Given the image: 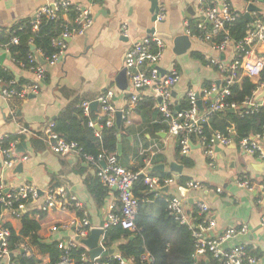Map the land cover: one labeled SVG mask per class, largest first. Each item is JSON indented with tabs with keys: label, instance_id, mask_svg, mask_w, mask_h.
Instances as JSON below:
<instances>
[{
	"label": "crops",
	"instance_id": "obj_1",
	"mask_svg": "<svg viewBox=\"0 0 264 264\" xmlns=\"http://www.w3.org/2000/svg\"><path fill=\"white\" fill-rule=\"evenodd\" d=\"M53 1L56 0H0V28H9L15 22L34 17L42 6ZM70 1L74 5L91 8L94 24L86 34L75 36L70 40L66 55L47 68L46 80L38 94L34 97L14 100H6L0 95V138L18 134L20 126L37 134L24 133L21 134L24 140L13 142L16 144L14 154L18 157L27 156L28 159L22 162V172L14 171L17 165L2 176L0 170V179L10 189H17L25 183L33 184L43 191L48 190L49 187L64 188L70 194L77 195L84 204L92 226L102 228L107 221L108 213L112 210V205L116 206L114 210L118 208L117 192L108 189L104 204L98 205L88 188L90 180L97 177L95 169L78 153H71L66 157L55 154L50 143L45 140L47 126L55 123L60 117L75 115L78 109L80 110L81 103L95 102L101 94L110 90L114 92L112 102L117 111L126 112L127 99L132 93V88L129 85L128 90L119 89L116 78L124 68L125 54L132 43L148 36H155L166 44L162 55L163 68H168L172 61L178 63L181 74L175 90L178 101L185 99L188 89L199 90L204 86L205 81L215 80L219 75L215 69H208L206 62L203 63L192 57L194 51L203 53L205 58L216 55L208 44L198 42L189 36L192 47L187 54H184V60L173 51L176 37L188 34V29L193 32L190 28L191 20L197 24L204 20L198 13V0ZM153 1H156L165 13L162 20H152ZM231 2L236 11L246 12L245 1L231 0ZM259 6L264 9L262 5ZM256 13H252V16L256 17ZM125 22L129 23L128 36H123L121 33V26ZM204 22L209 29V21L205 19ZM151 29L154 31L149 34ZM258 48L264 52V44ZM2 65L18 80L34 81L33 72L20 66L9 54H6ZM142 93L149 96L150 90H142ZM138 107L128 115V120L122 116V125L125 126L128 142L122 143L125 147V155L119 160L120 163L128 169H145L153 176L159 174H152V171L171 174L168 178H174L175 181L165 188V192L161 195H168L169 198L182 197L185 200L186 213L191 216H193L192 205L197 206L200 201L206 202L210 207L209 215L214 221L210 232L212 237L222 235L228 228L247 225L248 233L232 238L224 245L226 248L234 244L249 246L258 257L257 264H264V226L262 225L264 193L260 187V182L264 180V158L249 156L237 145L232 144L225 148L221 147V151L217 152L215 164L210 165L201 147L196 146L188 156L194 163L192 166H186L178 159L176 153L178 140L166 134L165 129L156 133L149 127L150 122L165 126L161 122L162 118L159 119L157 116L152 118L146 109L138 110ZM12 110L15 111L16 119L12 117ZM93 111L97 112V116L100 115L99 105L92 108ZM23 144L26 147L18 151V145ZM150 158V164H147ZM0 161H3L1 149ZM173 162L182 166V174L171 171L170 165ZM161 165L165 166L162 170L154 169ZM182 175L189 176L191 178L189 181L203 184L202 188L189 191V197L194 203H190L189 198H185L180 192V187L187 188L186 184L179 183ZM244 177L254 184L252 190L239 186L238 181ZM217 189L221 192H216ZM44 213L43 218H40L39 212L34 218L40 222V238L47 242L55 241L60 235L51 231L52 226L79 216V211L74 208H70L68 212ZM0 217L3 224H8L17 233L20 232L21 219L14 218L8 212H4ZM104 235L100 240L102 245H104ZM107 250L101 257L108 253ZM33 253L43 262L49 261L48 256L40 255L37 250L27 247V255Z\"/></svg>",
	"mask_w": 264,
	"mask_h": 264
},
{
	"label": "built area",
	"instance_id": "obj_2",
	"mask_svg": "<svg viewBox=\"0 0 264 264\" xmlns=\"http://www.w3.org/2000/svg\"><path fill=\"white\" fill-rule=\"evenodd\" d=\"M242 1L246 2V7L249 4H260L264 8V2L260 3L257 0L254 2ZM71 13H73L72 16ZM198 13L204 18L197 24L199 33H192L189 29L187 32L192 39L208 44L210 49L215 52L216 55L205 58V65L208 69H215L219 75L218 78L212 80L208 87L203 86L199 90L188 89L185 99L180 102L175 95L176 87L181 79L178 63L172 61L166 69L161 65L166 44L155 36H148L133 42L124 58V68L132 93L127 99L128 110L123 113V118L128 120V115L137 109L140 102L144 100L146 93H142V90H150L149 96L155 101V106L161 113V122L165 125L164 131L178 140L183 156L188 157L194 147L200 146L209 159L210 165H214L217 156L216 142L218 141L220 147L225 148L235 144L249 156L264 158V128L261 132L251 137L241 138L238 141H236L237 132L233 126L228 129L227 134L215 133L211 142L204 134L205 126L210 125L211 116L218 111L234 109L236 112L241 108V110H245L243 111L245 114H253L264 108V95L262 96L264 81H261L264 72V52L258 48L264 44V9L260 12L263 14L262 17H253L244 40L239 43H233L228 31L225 30L226 24L234 22L240 15V12L232 6L231 0H198ZM42 17L63 21L62 32L52 40L56 51L45 60L43 54L32 45L34 53L29 54L28 65L23 62L18 63L23 68L33 72L34 81L20 83L17 78L9 80L0 78V95L6 100L25 99L31 94H38L45 82L47 68L66 55L70 40L75 36L86 34L94 24L91 8L74 5L70 0H56L42 6L34 16V31L39 29ZM164 17L165 13L163 9H160L158 20H162ZM205 19L210 23L209 29L204 22ZM186 27L188 28L187 22ZM222 31L225 36L217 41L215 37ZM128 32L129 23L125 22L121 26V33L123 36H128ZM19 42L20 39L17 36H13L10 40V44H19ZM31 44H33L32 41ZM2 52L10 54L9 44L1 46L0 53ZM223 52L228 53L226 60H222L220 57ZM40 59H43L45 64H42ZM243 76H248L259 83L256 90L243 105L229 102L227 98L231 95V87L239 82ZM113 97L114 92L111 90L99 96L96 101L100 108V115L96 119L91 118V101H84L79 106L83 115L90 118L88 125L96 129L97 137H100L104 127L100 122L101 119H106L107 127L116 126L117 109L113 105ZM199 102L202 103V110L199 107ZM11 114L16 119L14 110ZM53 127L54 123L47 126L45 140L50 143L54 153L62 157L71 153H78L93 166L96 176L103 186L117 192L118 208L114 210L116 206L112 205V210L108 213L107 221L103 226L105 230L109 226L117 225L125 230H135L139 199L135 196L134 187L140 178H143L144 185L148 187L149 191L155 193L165 192V188L175 181L174 178L153 176L145 169H128L120 163L118 156L114 153L107 154L103 151L97 157L83 155L76 143L66 142L53 131ZM24 133L37 135L20 126L18 134ZM4 138L1 137L0 140ZM15 145L13 143L6 149L0 145L3 154L1 176L7 170L28 159L27 156L18 157L14 154ZM150 160L151 158L147 164H150ZM238 184L249 190H252L254 185L246 177L241 178ZM186 187L191 191L202 188L203 184L188 181ZM260 187L264 193V184H261ZM216 192L220 193L221 190L217 189ZM31 201L36 205L35 208L42 212H68L70 208L79 211L78 217L51 228L53 233L60 234L55 241L58 242L59 248L64 251L58 264H74L69 258L68 252L78 247L86 248V252L82 255L84 262L106 264L100 258L91 259L88 248L82 242L89 237L94 227L89 220V214L85 210L84 204L77 195L70 194L64 188L49 187L48 190L43 191L29 183H25L17 189H10L0 179V206L2 208L0 216L4 212H8L14 218L21 219L24 210L33 208L30 204ZM184 201L182 197L178 196H172L168 199L171 214L179 218L182 223L187 224L193 232L195 238L193 256L196 260L199 261L205 254L211 253L220 264H257L258 257L250 253L246 245L234 244L229 248L224 247L228 240L248 233L247 225L228 228L222 235L212 237L210 232L214 221L209 215V205L204 201L198 202V216L201 217V221L197 223L196 217L186 213ZM262 225L264 226V218ZM10 236L11 230L4 226L0 217V264H5V262L6 264H16L11 261L10 257ZM113 256L120 264L133 263L132 258L125 259L120 253L115 252ZM150 261L149 255H143L141 258L143 264Z\"/></svg>",
	"mask_w": 264,
	"mask_h": 264
},
{
	"label": "trees",
	"instance_id": "obj_3",
	"mask_svg": "<svg viewBox=\"0 0 264 264\" xmlns=\"http://www.w3.org/2000/svg\"><path fill=\"white\" fill-rule=\"evenodd\" d=\"M247 2H254L256 0H246ZM259 1V0H257ZM73 13H71V16ZM260 12L256 13V18L262 17ZM34 17L25 18L15 22L9 28H1L0 32V48L4 44H9L10 57L17 63L23 62L28 65L29 54L34 53L32 45L35 46L43 54V58L52 56L56 48L53 45V38L58 36L64 27L62 20H51L42 17L41 24L37 31L33 30ZM250 22L244 17V13H240L239 17L234 21L227 23L225 30L233 43H239L244 40ZM190 28L192 33L198 34L199 30L197 23L191 20ZM13 36L20 39L19 44H10ZM225 33L222 31L215 38L220 41L224 38ZM31 41L33 44H31ZM192 57L205 63V55L201 52H192ZM18 63V64H19ZM20 65V64H19ZM47 77V76H46ZM0 78L13 79L15 76L3 65L0 64ZM46 80V79H45ZM261 81H264V72L261 76ZM20 83H27V80H19ZM211 81H205L204 86H210ZM258 82L252 80L248 76H243L241 80L231 87V95L227 98L229 102H235L238 105H243L249 99L258 86ZM186 105L184 104V107ZM146 109L152 118L157 116L162 118L161 113L155 106V101L145 96L144 100L140 102L138 110ZM241 110L218 111L211 116L210 125L204 128V134L208 141L214 137V134L219 132L227 134L230 127H234L237 132L236 141L244 137H251L264 128V108L253 114H245ZM97 112L93 111L91 118L96 119ZM157 118V119H158ZM90 118L83 115L82 111L78 109L75 115H68L60 117L55 120L53 131L57 133L68 143H76L83 155H92L97 157L100 153L105 151L107 154H116L121 159L125 155V147L122 145L119 150L118 135L121 133V143L128 142L124 124L120 129L117 126L107 127L106 119L100 120L103 124L100 137L96 135V129L88 125ZM160 122V121H159ZM149 127L159 133L165 126L150 122ZM158 137L159 135L156 134ZM24 140L21 134H12L0 140L1 147L6 149L11 143ZM213 142V141H212ZM176 153L179 160L188 166H192L194 161L189 157L183 156L180 152V146H176ZM152 174H159L161 178H168L171 174L163 172H154ZM191 180L189 176H180L179 183L185 185L187 181ZM252 182V181H251ZM264 184V180L260 182ZM88 188L93 195L96 203L102 205L108 195V189L103 186L98 177L93 178L88 183ZM135 196L139 199L138 212L136 217V228L133 231L125 230L121 226H109L105 230L104 247L107 249H114L120 253L125 259H133L132 264H143L141 258L143 255H149L150 262L145 264H220L213 258L211 253H207L201 260H196L193 256L195 252V238L192 230L185 223H182L179 218L172 215L169 208V196H163L150 192L148 187L144 185L143 178H140L134 187ZM259 197V196H258ZM257 197V198H258ZM33 207L30 210H24L21 217L22 228L17 233L11 226L4 224L11 230L9 239V251L14 255L11 261L16 264H58L64 253L58 246V242H47L40 238L39 231L41 229L40 222L34 218V215L40 213V218L45 216V213L35 208L33 201L30 202ZM193 216L197 218V223L201 221L198 216V207L196 204L192 205ZM2 208L0 206V213ZM28 249L37 250L40 255L49 257L48 262H43L35 256L27 255ZM247 250L251 251L248 246ZM86 252V248H73L68 252L69 258L74 264H90L82 260V255ZM102 262L106 264H120L113 255L106 253L101 258Z\"/></svg>",
	"mask_w": 264,
	"mask_h": 264
},
{
	"label": "water",
	"instance_id": "obj_4",
	"mask_svg": "<svg viewBox=\"0 0 264 264\" xmlns=\"http://www.w3.org/2000/svg\"><path fill=\"white\" fill-rule=\"evenodd\" d=\"M259 2L263 3L264 0H259ZM261 11H262V8L258 4H249L247 9H246V12L244 13V17L247 20H249V22H252L253 21L252 13L261 12ZM151 12L153 13L152 20L153 21H159L158 20V14L160 13V7L156 1H153ZM153 31H154L153 29L149 30V34L152 33ZM191 47H192V41H191L189 35L188 34H182V35L175 38L173 51L176 55L181 56V55L187 54L188 51L191 49ZM227 56H228L227 52H223L220 55L222 60H226ZM5 58H6V54H0V64L1 65L3 64ZM40 62L42 64H45V61L43 59H40ZM116 83H117V86L119 87V89H121L123 91L129 89L127 72H126L125 68H123L119 72V74L117 75ZM263 95H264V93H262V96ZM34 96H35L34 94H31L29 97H34ZM97 105H98V102H96V101L93 102L92 108L93 109L96 108ZM199 107L201 110L203 109L201 102H199ZM229 111L234 112V109H231ZM122 116H123L122 111L116 112V124H117L118 129H120L122 127V123H123ZM97 128H99V127H97ZM118 140H119V150H121V147H122V143H121L122 135H121V133H119V135H118ZM23 147H26V145L25 144L18 145L17 150L18 151H20V149L23 150ZM216 150H217V152L221 151V147L219 146L218 141L216 142ZM164 167L165 166L161 165V166H156L154 169L155 170H162ZM1 168H2V162L0 161V170H1ZM22 168H23V164L19 163L16 166V169L14 171L15 172H22ZM170 168H171L172 172H177V173L182 174V166L181 165H178V164L173 162V163H171ZM180 192L185 198H189L190 203H194V200L189 197V189L188 188L180 187ZM104 233H105V230L103 228H93L90 236L82 241L89 248V254H90L91 259H95L104 253L105 248L100 244L101 237L104 235ZM225 245H224V247H225ZM108 252H109V254H113L115 252V250L111 248V249H108ZM13 255H14L13 253H10V257H12Z\"/></svg>",
	"mask_w": 264,
	"mask_h": 264
},
{
	"label": "bare ground",
	"instance_id": "obj_5",
	"mask_svg": "<svg viewBox=\"0 0 264 264\" xmlns=\"http://www.w3.org/2000/svg\"><path fill=\"white\" fill-rule=\"evenodd\" d=\"M97 102V101H96ZM93 103V102H92ZM91 108H92V104H91ZM251 182V181H250ZM252 183V182H251ZM253 184V183H252ZM155 193V192H154ZM163 193V192H162ZM162 193H156V194H162ZM103 228V227H102ZM104 229V228H103ZM105 230V229H104ZM91 234V233H90ZM105 234V233H104ZM211 235V234H210ZM90 236V235H89ZM101 242V241H100ZM101 244V243H100ZM102 245V244H101ZM86 246V245H85ZM103 247H104V245H102ZM87 247V246H86ZM105 248V250H107V248L106 247H104ZM108 251V250H107ZM88 252H89V249H88ZM109 253V252H108ZM114 254V253H113ZM113 254H110V255H113ZM90 255V254H89ZM204 257V256H203ZM203 257H201L200 258V260L203 258ZM97 258H102L101 256H99V257H97Z\"/></svg>",
	"mask_w": 264,
	"mask_h": 264
},
{
	"label": "rangeland",
	"instance_id": "obj_6",
	"mask_svg": "<svg viewBox=\"0 0 264 264\" xmlns=\"http://www.w3.org/2000/svg\"><path fill=\"white\" fill-rule=\"evenodd\" d=\"M194 44H196V43H194ZM183 56H185V55H181V56H179V58H180L181 60H184V59H183Z\"/></svg>",
	"mask_w": 264,
	"mask_h": 264
}]
</instances>
